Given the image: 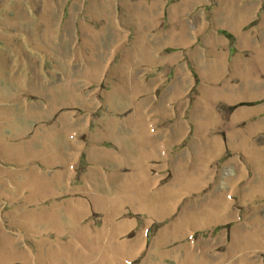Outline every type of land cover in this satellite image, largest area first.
Returning <instances> with one entry per match:
<instances>
[{
	"label": "rangeland",
	"instance_id": "obj_1",
	"mask_svg": "<svg viewBox=\"0 0 264 264\" xmlns=\"http://www.w3.org/2000/svg\"><path fill=\"white\" fill-rule=\"evenodd\" d=\"M0 264H264V0H0Z\"/></svg>",
	"mask_w": 264,
	"mask_h": 264
}]
</instances>
